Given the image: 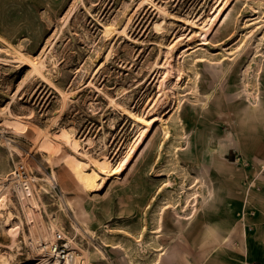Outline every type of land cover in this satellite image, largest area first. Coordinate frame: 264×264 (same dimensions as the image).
<instances>
[{"label": "rangeland", "instance_id": "rangeland-1", "mask_svg": "<svg viewBox=\"0 0 264 264\" xmlns=\"http://www.w3.org/2000/svg\"><path fill=\"white\" fill-rule=\"evenodd\" d=\"M218 1L0 0V186L25 165L31 207L81 262L161 264L238 218L235 195L263 169L247 155L264 156L251 148L264 122H249L264 101V0H230L200 41ZM152 116L168 138L155 122L110 176ZM28 209L1 196L0 264L39 261Z\"/></svg>", "mask_w": 264, "mask_h": 264}, {"label": "crops", "instance_id": "crops-1", "mask_svg": "<svg viewBox=\"0 0 264 264\" xmlns=\"http://www.w3.org/2000/svg\"><path fill=\"white\" fill-rule=\"evenodd\" d=\"M256 109L251 110L250 123L260 125L264 122V101ZM261 133L263 131L259 129ZM260 135L256 136L259 141L253 143L251 148H259L262 152L264 137ZM242 152L247 155L244 150ZM247 156L250 162H253V158L261 159L257 163L263 169L256 174L251 171L248 182H244V190L235 195L239 203L236 209L238 218L212 225L224 228L220 235L189 237L185 247L171 251L169 261L163 260L161 264H246L251 261L264 264V156L254 151Z\"/></svg>", "mask_w": 264, "mask_h": 264}, {"label": "bare ground", "instance_id": "bare-ground-1", "mask_svg": "<svg viewBox=\"0 0 264 264\" xmlns=\"http://www.w3.org/2000/svg\"><path fill=\"white\" fill-rule=\"evenodd\" d=\"M229 1L230 0H219L217 2V4L215 3V5H216V6L214 5L215 8L209 14V16L204 21V23L198 28L197 38L200 41H204L205 36L208 35V33H210L214 29L215 25L221 20V18L225 14V9L228 7ZM143 2L146 3L147 0H143ZM108 32H109V30H108ZM41 64L43 65V63H41ZM37 65H39V64H37ZM33 67L36 68L34 64H33ZM61 95L63 98H66V96L64 94H61ZM162 98H163V96H162ZM152 112H154V111H152ZM155 116H152V117H150L149 120L141 123V125H142L141 132L139 133L138 137L135 139V141L131 145V147L127 151H123V154L118 158L119 163L117 165V168L114 172H112V174H110V176L111 175L120 176L124 170H127L130 167L133 159L135 158V156L137 155L138 151L141 148V143L147 137V135H149V131L154 126L155 122L158 125L159 129H161L162 133L164 134V137L168 138V129L166 128L165 125H161V123L159 122V120ZM136 117H138V116H136ZM137 125H139V124H137ZM65 135L66 134H64V136ZM45 143H47V142H45ZM45 143H44V145H45ZM49 145H51V144L49 143ZM106 160H107V158H106ZM76 161H77V159H76ZM73 162H74V160H73ZM91 165H93V164H91ZM98 167H100V166H98ZM110 168H111V166H110ZM74 173H76V172H74ZM96 175H98V174H96ZM78 179L85 187H91L92 183L94 182L93 177H91L90 175L84 174V173H78ZM97 181H99V180H97ZM2 183H3V186H0V188H1L0 198L3 194H6V196H8L11 193V190H14L16 192L17 196H19L24 201H26L27 206L29 208L28 210H30L29 211V214H31L30 219H31V222H33L32 228H31V236H32L31 246H32L33 252L39 258V261L36 264H87L85 261L81 262L80 258L78 257V255L74 251H69V253L64 257V259L62 261L58 262L55 260V256L51 253V250L48 249L50 244L52 243V239H51L49 230H48L47 226L45 225L44 221L42 220L39 211L37 209H35L36 211H34V208L31 207V204H35V202H34V199L31 195L30 188L28 185V181L21 180L14 172V173L7 175L6 179H3ZM4 199H7V198H4ZM69 241H70V239H69Z\"/></svg>", "mask_w": 264, "mask_h": 264}, {"label": "built area", "instance_id": "built-area-1", "mask_svg": "<svg viewBox=\"0 0 264 264\" xmlns=\"http://www.w3.org/2000/svg\"><path fill=\"white\" fill-rule=\"evenodd\" d=\"M15 174L21 179L26 181L29 177L28 171L25 167V165H20L15 170ZM252 216V214L250 215ZM250 230V229H249ZM49 250H51V253L55 256L56 261H62L64 257L69 253L70 251V246L67 240V237L64 235V233L54 227V230L52 231V243L50 244ZM246 264H260L259 262L256 261H251Z\"/></svg>", "mask_w": 264, "mask_h": 264}]
</instances>
